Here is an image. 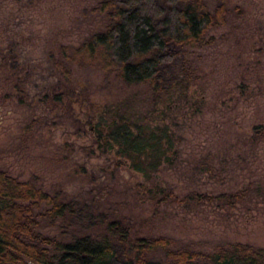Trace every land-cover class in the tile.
<instances>
[{"label":"rangeland","instance_id":"rangeland-1","mask_svg":"<svg viewBox=\"0 0 264 264\" xmlns=\"http://www.w3.org/2000/svg\"><path fill=\"white\" fill-rule=\"evenodd\" d=\"M98 1L0 0V166L83 214L42 217L39 230L64 241L96 234L89 221L103 212L132 235H169L178 246L264 247V0H225L231 10L208 31L213 41L185 53L197 78L162 97L99 66L72 62L68 78L57 67L63 44L104 27ZM121 116L165 127L172 160L137 170L108 135L106 121ZM241 189L234 205L183 199ZM170 190L178 199L160 201Z\"/></svg>","mask_w":264,"mask_h":264},{"label":"trees","instance_id":"trees-1","mask_svg":"<svg viewBox=\"0 0 264 264\" xmlns=\"http://www.w3.org/2000/svg\"><path fill=\"white\" fill-rule=\"evenodd\" d=\"M94 10L106 16L104 27L77 45L63 44L64 59L56 61L57 67L68 78L72 62L99 66L127 84L146 83L162 97L185 91L197 78L187 48L211 43L208 31L226 23L231 9L225 0H99ZM106 122L111 144L137 170L148 175L172 160L173 136L165 127L124 116ZM256 132L264 135V130ZM245 192L190 191L183 199L234 205ZM170 197L178 199L170 190L159 200ZM81 216L59 193L0 166V264H264V247L244 242L220 244L213 251L178 246L169 235H132L125 220L103 212L89 221L101 228L96 234L73 233L64 241L39 230L42 217Z\"/></svg>","mask_w":264,"mask_h":264}]
</instances>
